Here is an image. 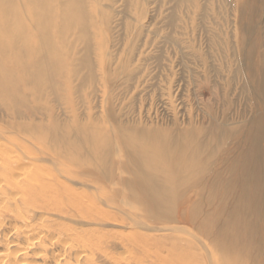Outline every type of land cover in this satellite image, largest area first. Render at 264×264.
Wrapping results in <instances>:
<instances>
[{
  "label": "bare ground",
  "instance_id": "6f19581e",
  "mask_svg": "<svg viewBox=\"0 0 264 264\" xmlns=\"http://www.w3.org/2000/svg\"><path fill=\"white\" fill-rule=\"evenodd\" d=\"M83 4L0 0V110L13 121L0 126V264H264L253 153L221 170L191 123L174 135L76 123L75 82L92 74ZM122 215L132 241L102 231Z\"/></svg>",
  "mask_w": 264,
  "mask_h": 264
},
{
  "label": "rangeland",
  "instance_id": "374dc122",
  "mask_svg": "<svg viewBox=\"0 0 264 264\" xmlns=\"http://www.w3.org/2000/svg\"><path fill=\"white\" fill-rule=\"evenodd\" d=\"M83 1L92 74L75 82L76 123L173 135L191 123L208 166L229 170L251 152L264 175V0ZM10 122L0 110V126ZM132 222L122 215L102 231L132 241Z\"/></svg>",
  "mask_w": 264,
  "mask_h": 264
}]
</instances>
